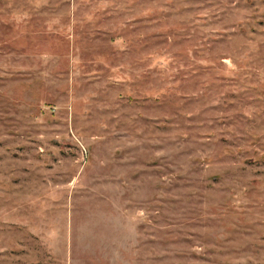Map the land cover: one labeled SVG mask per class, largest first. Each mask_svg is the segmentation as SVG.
I'll use <instances>...</instances> for the list:
<instances>
[{
  "label": "rangeland",
  "instance_id": "obj_1",
  "mask_svg": "<svg viewBox=\"0 0 264 264\" xmlns=\"http://www.w3.org/2000/svg\"><path fill=\"white\" fill-rule=\"evenodd\" d=\"M0 264H264V0H0Z\"/></svg>",
  "mask_w": 264,
  "mask_h": 264
}]
</instances>
